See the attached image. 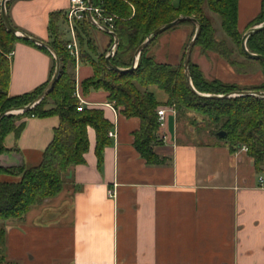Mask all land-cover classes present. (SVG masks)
<instances>
[{
    "label": "crops",
    "instance_id": "crops-1",
    "mask_svg": "<svg viewBox=\"0 0 264 264\" xmlns=\"http://www.w3.org/2000/svg\"><path fill=\"white\" fill-rule=\"evenodd\" d=\"M68 7L69 0H11L7 13L23 33L49 42L50 14ZM260 9L261 0H240L242 30ZM192 30L182 25L163 33L154 51L156 60L178 64ZM106 35L100 52L108 49L111 38ZM52 66L48 53L17 42L9 96L46 83ZM215 74L241 86L264 82L262 71L250 78L236 74L220 58ZM91 75L89 64L76 65L75 95L86 108L103 111L115 136L109 137L99 161L96 132L87 129L84 162L67 172L62 191L33 206L22 220L6 223L7 258L19 264H264V159L256 166L247 150L230 151L218 140L179 142L175 112H168L151 147L157 163L149 164L134 144L140 120L115 109L103 90L82 95L80 83ZM148 90L159 107H165V92L156 86ZM20 121V134L5 139L16 151L4 160L37 166L59 118ZM163 134L168 139L162 140Z\"/></svg>",
    "mask_w": 264,
    "mask_h": 264
},
{
    "label": "trees",
    "instance_id": "trees-1",
    "mask_svg": "<svg viewBox=\"0 0 264 264\" xmlns=\"http://www.w3.org/2000/svg\"><path fill=\"white\" fill-rule=\"evenodd\" d=\"M10 2L6 3L7 9ZM91 2L93 7H100L103 14L113 16V31L119 43L110 62L118 68L131 67L137 48L156 28L179 17H193L201 27L193 48V51L198 49L200 57L209 58L213 53L226 61L237 73H246L258 63L264 75V62L247 57L241 47L244 32L264 22V0H261L259 14L244 30L241 29L239 22L240 0H91ZM213 15L218 17L219 26H215ZM11 24L13 25L12 22ZM61 24H65L67 28L66 12L51 13L49 22L51 40L48 43L57 52L61 63L60 74L53 89L31 110L18 115H6L0 119V264H19L6 256L4 245L6 223L22 220L33 206L42 204L62 191L67 172L84 162V154L89 148L87 129L91 127L96 132V152L99 161L102 160L104 147L110 143L108 132L111 124L105 119L103 111L86 107L82 111L76 109L79 105L75 95L76 64L67 49L68 41L63 40L64 33L59 27ZM182 25L191 26L193 30L178 64L161 63L156 60L154 51L162 33L142 50L134 70L118 72L106 63L107 50L103 53L98 52L93 37V29L97 28L89 19L77 22L80 61L92 67V75L81 82L82 95L87 96L93 90H103L115 109H119L126 117H137L140 120V128L134 133V144L149 164L157 163L151 147L157 140L160 127L157 115L160 103L148 90L149 87L156 86L167 95L164 106L173 108L179 118L190 113L200 119L204 131L216 140L226 142L230 151L242 146L247 147L248 154L258 166L264 159V97L244 95L205 98L197 95L189 86L184 70V56L194 34L195 24L183 22L169 30ZM219 33H222V37L218 36ZM109 36L111 39L108 48L113 43V37ZM19 41L48 53L52 57L53 66L46 83L32 92L9 96L11 64L9 54L14 51L15 44ZM85 44L96 58L85 50ZM246 46L249 52L264 57V29L251 34ZM236 53L242 57L241 60ZM54 67L55 60L46 48L7 31L0 5V113L32 102L47 86ZM188 70L192 85L199 93L228 95L243 90L264 91V82L260 85L241 86L217 78L210 79L192 58ZM52 116L59 118V125L54 129L52 141L43 151L41 162L33 167H26L23 163L17 165L6 163L4 158L16 150L7 147L5 139L11 133L18 136L23 130L24 122L20 119ZM221 131L226 133L223 138L217 136Z\"/></svg>",
    "mask_w": 264,
    "mask_h": 264
},
{
    "label": "water",
    "instance_id": "water-1",
    "mask_svg": "<svg viewBox=\"0 0 264 264\" xmlns=\"http://www.w3.org/2000/svg\"><path fill=\"white\" fill-rule=\"evenodd\" d=\"M8 1L11 0H1V14H2V18H3V22L5 24V27L7 29V31L11 32L12 34L16 35L19 38H23L25 40L31 41L33 43H35L38 46L44 47L46 48L50 54L53 56L54 60H55V69H54V73L50 79V81L48 82L47 86L44 88V90L29 104L22 106V107H18V108H11L9 110H6L5 112L0 113V119H2L4 116L6 115H18V114H22L23 112H26L28 110H31L32 108H34L37 104H39L47 95L48 93L53 89L59 74H60V68H61V63H60V59L57 55V52L55 51V49L48 43V42H44L41 40H38L32 36H29L28 34L23 33L21 30L15 28L9 19L8 13H7V7H6V3ZM89 6H92V2L91 0H87ZM89 20L91 21V23L100 31L109 34L113 37V43L112 45L109 47L108 52L106 54L105 60L106 63L108 64V66L118 72H129L134 70L137 67L138 64V60H139V56L140 53L142 52V50L153 40L155 39L158 35L164 33L165 31L175 27L176 25L183 23V22H192L195 24V31L193 36L190 39V42L187 46L186 52H185V56H184V70H185V75L188 81L189 86L191 87V89L199 96L201 97H205V98H225V97H235V96H244V95H250V96H254V97H264V91H247V90H243V91H237V92H233L231 94L228 95H211V94H204V93H199L197 92L191 82L190 79V75H189V62L191 60V55H192V51L193 48L195 46L196 40L200 34L201 31V27L199 22L193 18V17H179L176 20L167 23L165 25H162L158 28H156L153 32L150 33V35L147 37V39L137 48L133 60H132V64L131 67L127 68V69H122V68H118L116 66H114L113 64H111L110 62V58L112 56H114V54L117 51V46L119 43L118 37L115 34L114 31L109 30L106 26L101 25L100 23H98L97 21H95L91 14H89ZM262 29H264V22H262L261 24L255 25L250 27L248 30H246L243 34L242 40H241V47L242 50L244 51V53L246 54L247 57L254 59V60H258L261 62H264V57L258 54H254L248 51L247 46H246V42L248 37L256 32L261 31ZM217 136L220 138H223L226 136V133L221 131L217 133Z\"/></svg>",
    "mask_w": 264,
    "mask_h": 264
},
{
    "label": "rangeland",
    "instance_id": "rangeland-1",
    "mask_svg": "<svg viewBox=\"0 0 264 264\" xmlns=\"http://www.w3.org/2000/svg\"><path fill=\"white\" fill-rule=\"evenodd\" d=\"M214 17V23L215 26H219V19L216 15H213ZM61 31L64 33L63 40L68 41L71 36L69 34V32H67V28L65 24H61L60 26ZM171 30L166 31L164 34L169 33ZM219 37H222V33H219L218 35ZM93 37H94V41L96 44V47H98V49L101 47L103 48L104 43L107 41V39H109V37L106 34L101 33L100 31H98L97 29H93ZM160 39V38H159ZM158 39V40H159ZM188 42V40H187ZM186 42V43H187ZM230 43V42H229ZM231 44V43H230ZM110 45V42L108 44V46ZM109 49V48H108ZM104 50L103 52L106 51V54L108 52ZM85 50L90 53V55L93 58H96L94 53L91 51V49L88 47L87 44H85ZM99 53H103L98 51ZM236 56L239 58V60L242 59L241 56H239L238 53H236ZM192 60L195 61L196 63H198L200 65V67L202 68V70L204 71L206 77L212 79V78H216V65L218 62L219 57L215 54H211L209 58H205V57H200L199 53H198V49H195L192 53ZM83 66V65H81ZM55 69V67H54ZM233 71L236 74H240V75H244V76H249V78L254 75H256L260 70V66L258 63H255L246 73H237V71L232 68ZM54 73V72H53ZM75 75V73H74ZM81 86V83H80ZM243 86V85H242ZM245 86V85H244ZM76 87V84H75ZM170 108V107H166ZM167 113L171 112L168 109L166 110ZM166 113V114H167ZM175 117H176V134H177V139L179 142H191L193 141L194 143L197 142H201V143H208V141H212V140H216L215 137L209 136L205 131H204V127L201 124V120L198 118H195L192 114L187 113L186 115L182 116L181 118L178 117V115L176 114V112L174 113ZM194 121V123H193ZM224 144H226V142H224Z\"/></svg>",
    "mask_w": 264,
    "mask_h": 264
},
{
    "label": "built area",
    "instance_id": "built-area-1",
    "mask_svg": "<svg viewBox=\"0 0 264 264\" xmlns=\"http://www.w3.org/2000/svg\"><path fill=\"white\" fill-rule=\"evenodd\" d=\"M67 14V32H69L71 38L68 40L67 49L69 50L71 56L75 60V64L77 65L80 62V49L79 42L77 38V29L76 23L82 22L85 19H89V14H91L92 18L100 23L103 26H106L109 30L113 31V16L103 14V11L100 7L89 6L87 0H69V7L66 11ZM13 52L9 54L11 58ZM76 97L79 100V105L76 108L78 111H82L85 108V102L79 97L76 92ZM171 112H175L173 108H167ZM166 107H159L157 109L158 122L160 127L164 123V119L167 113ZM109 137L115 136L114 132L110 131L108 133ZM162 140H166L167 135H161ZM241 149L247 150V147L242 146Z\"/></svg>",
    "mask_w": 264,
    "mask_h": 264
}]
</instances>
